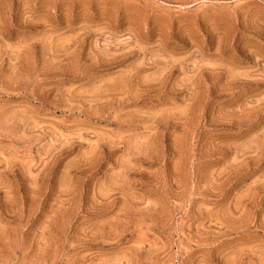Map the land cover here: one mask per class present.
Returning <instances> with one entry per match:
<instances>
[{"label": "rangeland", "instance_id": "374dc122", "mask_svg": "<svg viewBox=\"0 0 264 264\" xmlns=\"http://www.w3.org/2000/svg\"><path fill=\"white\" fill-rule=\"evenodd\" d=\"M0 264H264V0H0Z\"/></svg>", "mask_w": 264, "mask_h": 264}]
</instances>
